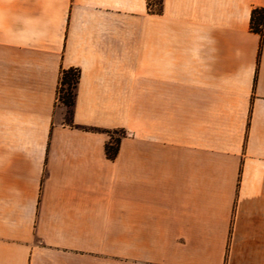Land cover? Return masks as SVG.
Here are the masks:
<instances>
[{"label":"crops","instance_id":"crops-1","mask_svg":"<svg viewBox=\"0 0 264 264\" xmlns=\"http://www.w3.org/2000/svg\"><path fill=\"white\" fill-rule=\"evenodd\" d=\"M159 1L0 0V264H264V0Z\"/></svg>","mask_w":264,"mask_h":264},{"label":"trees","instance_id":"trees-1","mask_svg":"<svg viewBox=\"0 0 264 264\" xmlns=\"http://www.w3.org/2000/svg\"><path fill=\"white\" fill-rule=\"evenodd\" d=\"M148 7L151 10H159L162 8V2L159 0H148ZM157 6V8L155 7ZM251 27L260 31L264 27V8H256L251 15ZM80 78V71L77 68L64 69L59 80V99L67 106V122L72 123L73 108L75 105L76 88ZM124 133V131H120ZM120 137L115 139V143L107 144V153L114 155L118 150V141Z\"/></svg>","mask_w":264,"mask_h":264},{"label":"rangeland","instance_id":"rangeland-1","mask_svg":"<svg viewBox=\"0 0 264 264\" xmlns=\"http://www.w3.org/2000/svg\"><path fill=\"white\" fill-rule=\"evenodd\" d=\"M157 8V6H155ZM66 117H68V115L66 114Z\"/></svg>","mask_w":264,"mask_h":264}]
</instances>
